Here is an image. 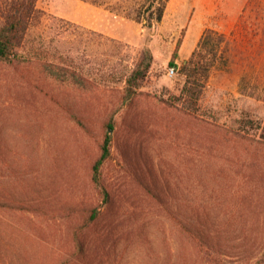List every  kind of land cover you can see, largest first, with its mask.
Here are the masks:
<instances>
[{"label":"rangeland","instance_id":"rangeland-1","mask_svg":"<svg viewBox=\"0 0 264 264\" xmlns=\"http://www.w3.org/2000/svg\"><path fill=\"white\" fill-rule=\"evenodd\" d=\"M135 4L35 0L30 38L48 56L0 61V180L25 200L0 212V264H207L188 220L207 222L226 264H242L244 224L264 220V0H167L150 28L133 19ZM7 13L0 0V22ZM208 28L225 34L227 60L188 113L167 102L181 86L169 62L182 31L177 65ZM143 50L150 69L123 103ZM109 120L106 206L89 171ZM67 205L79 209L59 211ZM91 206L102 213L82 232L81 258L71 232Z\"/></svg>","mask_w":264,"mask_h":264},{"label":"trees","instance_id":"trees-1","mask_svg":"<svg viewBox=\"0 0 264 264\" xmlns=\"http://www.w3.org/2000/svg\"><path fill=\"white\" fill-rule=\"evenodd\" d=\"M167 0H136L132 7L137 22L143 21L146 27L161 21ZM35 0H8V13L0 22V61L12 62L15 59L45 58L47 52L39 48L40 44L33 45L31 39V23L34 18ZM183 35V31L180 34ZM181 36L178 39L172 53L169 65L176 70L181 79V86L178 94L171 95V104L177 105L188 113H195L199 100L205 90L211 70L218 66V62L227 60L228 42L225 34L215 29L208 28L203 31L196 47L190 56L177 65L175 60L178 57V50L181 45ZM152 55L149 50H143L133 66L125 72L123 80L122 102L131 101L138 93L142 80L145 78L151 66ZM115 124L106 121L104 135L99 143V153L90 165V180L100 191L102 200L106 206L111 203L101 175V167L108 160L111 153L112 136ZM8 184V180H6ZM0 180V212L8 214V208L13 210L22 209L24 199L13 197L8 194V186ZM145 191L156 199H160L162 189L153 188L151 185L141 181ZM77 205L62 206L59 211L71 213L79 209ZM97 207L91 206L87 209L80 226H75L71 232V240L74 243L75 255L83 258L88 254L87 241L83 237V230L96 226L101 215ZM207 222L188 220L183 226L184 232L189 237L191 244L198 250L207 264H226L227 254L224 253L225 245L222 243L219 234L208 227ZM219 233V232H218ZM242 236L239 238L240 255L237 257L242 264H264V220H254L244 224Z\"/></svg>","mask_w":264,"mask_h":264},{"label":"built area","instance_id":"built-area-1","mask_svg":"<svg viewBox=\"0 0 264 264\" xmlns=\"http://www.w3.org/2000/svg\"><path fill=\"white\" fill-rule=\"evenodd\" d=\"M173 73V68H170L169 74L171 75Z\"/></svg>","mask_w":264,"mask_h":264}]
</instances>
